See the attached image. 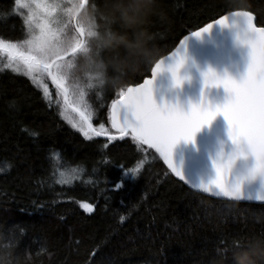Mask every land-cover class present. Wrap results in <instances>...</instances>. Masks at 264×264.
<instances>
[{
  "label": "trees",
  "instance_id": "trees-1",
  "mask_svg": "<svg viewBox=\"0 0 264 264\" xmlns=\"http://www.w3.org/2000/svg\"><path fill=\"white\" fill-rule=\"evenodd\" d=\"M78 10L60 19L61 55L81 42L73 23ZM240 10L264 26V0H159L153 28L158 58L120 87L85 93L93 126L103 123L116 134L110 109L119 92L150 76L186 35ZM18 11L14 0H0V40L29 37ZM78 26L85 43L67 59L88 42L87 30ZM1 57L0 264H234L233 249L264 235V204L192 190L131 135L85 139L64 116L79 119L47 74L37 84ZM65 87L75 100L67 80Z\"/></svg>",
  "mask_w": 264,
  "mask_h": 264
},
{
  "label": "snow or ice",
  "instance_id": "snow-or-ice-1",
  "mask_svg": "<svg viewBox=\"0 0 264 264\" xmlns=\"http://www.w3.org/2000/svg\"><path fill=\"white\" fill-rule=\"evenodd\" d=\"M21 15L22 23L29 29V37L22 43L0 40V54L7 56L13 71L19 72L22 65L25 74L37 84H43V75L47 74L63 95L64 106L70 109L78 120L69 118L73 128H77L85 139L107 137L109 141L123 139L131 135L138 144L142 143L154 148L163 157V161L172 172L184 181L181 170L172 160V148L178 140H192L202 125L209 123L217 115L223 113L228 123V134L234 144L239 146L238 152L233 153L226 163L214 162L216 175L208 184L200 183L205 192H215L237 200L245 198L242 192L241 181L227 184V176L232 160L236 155L249 151L255 157V166L247 175L264 177V27L257 28L253 24L250 12H234L233 20H240L244 24L243 32L238 37L249 45V60L246 73L239 80L229 76L221 77L209 69L204 75V83L222 84L229 95L224 103L211 105L205 102L192 104L185 111L178 104H157L153 99V80L163 70V61H158L151 69L152 79H145L136 87H127L126 91L119 92V99L111 101V127L117 135H112L101 123L98 128L93 126L92 117L85 103V93L82 91L79 98L70 100L69 89L65 87V78L56 70V66L44 59L41 55L44 47L54 35V17L59 11L56 2L46 3L44 0H14ZM26 10V14L24 11ZM229 16L222 15L191 35L199 37L207 32L213 24L225 25ZM186 37L180 41L184 45ZM175 64L169 66L173 79L177 85L182 81L179 69L184 63V56L180 53L175 56ZM47 92V86H44ZM126 107L127 112H121ZM128 113H131L129 115ZM26 130V129H25ZM36 135L35 132L32 133ZM211 185H215L213 188ZM251 199V194H248ZM257 200L264 201V188L258 191ZM82 207L89 213L93 206L84 204ZM123 219V217H121Z\"/></svg>",
  "mask_w": 264,
  "mask_h": 264
},
{
  "label": "water",
  "instance_id": "water-1",
  "mask_svg": "<svg viewBox=\"0 0 264 264\" xmlns=\"http://www.w3.org/2000/svg\"><path fill=\"white\" fill-rule=\"evenodd\" d=\"M86 1L82 0L81 5L86 4ZM77 13L74 17V26L81 37V43L66 56L53 60L51 62L53 65L57 60L73 55L85 43V36L79 29L76 19ZM232 13L226 14L229 20L225 25L213 24L211 29L201 33L199 37L191 33L186 35L182 47L179 43L174 50L159 60L163 61V70L153 80V99L158 105L178 104L187 111L192 104L202 101L211 105L225 102L229 95L228 91L222 84L205 85L203 74L211 69L221 77L229 76L239 80L246 73L250 48L248 44L242 42V37L238 38L243 32L244 24L240 20H233ZM250 13L253 24L257 28L264 27L259 26L256 15ZM180 53L184 56V63L179 69V76L183 79L177 85L169 66L175 64V56ZM145 79H152V73ZM143 81L129 87H136ZM127 111L126 107L121 109L122 114ZM128 114L131 115V113ZM112 135L118 136V133ZM238 149L239 146L233 143L228 134V123L223 113H217L212 121L201 126L192 140L180 139L172 148L173 163L181 170L184 181L180 180L164 163L177 179L196 192L222 200L264 204V201L256 199L258 191L264 188V177L258 174L251 177L247 175L248 171L255 166V157L249 151L235 156L226 181L227 184H232L240 180L245 198L237 200L222 194L216 195L215 192H205L202 187H199L200 183L208 184L214 179L216 175L214 162L226 163L233 153L238 152ZM211 187L216 186L211 185ZM248 194H251V199L247 198Z\"/></svg>",
  "mask_w": 264,
  "mask_h": 264
},
{
  "label": "clouds",
  "instance_id": "clouds-1",
  "mask_svg": "<svg viewBox=\"0 0 264 264\" xmlns=\"http://www.w3.org/2000/svg\"><path fill=\"white\" fill-rule=\"evenodd\" d=\"M159 0H88L78 2L77 22L89 35L87 44L56 70L68 81L73 95L117 88L158 58L154 17ZM63 43L51 40L41 55H61ZM234 264H264V235H252L232 250Z\"/></svg>",
  "mask_w": 264,
  "mask_h": 264
},
{
  "label": "rangeland",
  "instance_id": "rangeland-1",
  "mask_svg": "<svg viewBox=\"0 0 264 264\" xmlns=\"http://www.w3.org/2000/svg\"><path fill=\"white\" fill-rule=\"evenodd\" d=\"M29 2H31V0H29ZM44 2H46V3H52V2H56V3H58L59 4V11L57 12V14H56V16L54 17V21H53V27H54V29H55V35H54V37H53V39H55V40H58V37H59V33H61L60 35H62L63 34V31H62V29H61V27H62V22L60 21V19H63V14L64 15H66L68 18H72V16H73V13H74V11H75V8H77V7H73L75 4H76V0H44ZM63 3H65V9L63 8ZM82 4V3H81ZM24 11V13L26 14V10H23ZM79 11V10H78ZM77 11V12H78ZM61 12V13H60ZM76 12V13H77ZM76 13H75V15H76ZM75 15H74V17H75ZM73 23H74V19H73ZM75 27V26H74ZM76 29V28H75ZM77 31V30H76ZM59 32V33H58ZM79 34V33H78ZM52 39V40H53ZM77 40V39H76ZM75 40V41H76ZM23 42V41H22ZM22 42H20V43H22ZM20 43H18V44H20ZM81 43V42H80ZM78 47V46H77ZM76 47V48H77ZM73 51V50H72ZM62 53H65V48H63V51H62ZM61 53V54H62ZM70 53V52H69ZM68 53V54H69ZM1 55H4V54H1ZM67 55V54H66ZM66 55H61V56H58L57 58H59V57H63V56H66ZM5 56V58H4V60L6 61V65H8L9 64V61H8V58H7V56L6 55H4ZM57 58H54V60L55 59H57ZM1 59H2V57L0 58V62H1ZM64 59V58H63ZM59 60H62V59H59ZM49 62L51 61V59H49L48 60ZM53 61V60H52ZM51 61V62H52ZM58 61V60H57ZM50 62V63H51ZM56 63V62H55ZM20 71H25L24 70V68H23V66L21 65L20 66ZM65 117H66V119H68V118H70V116L68 115H64Z\"/></svg>",
  "mask_w": 264,
  "mask_h": 264
}]
</instances>
